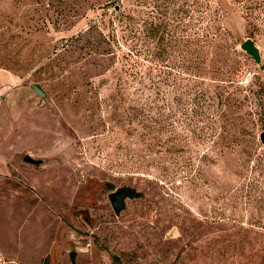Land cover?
<instances>
[{
  "label": "rangeland",
  "instance_id": "obj_1",
  "mask_svg": "<svg viewBox=\"0 0 264 264\" xmlns=\"http://www.w3.org/2000/svg\"><path fill=\"white\" fill-rule=\"evenodd\" d=\"M141 2L121 5L146 9ZM116 4L0 0V66L29 96L14 112L13 130L20 122L22 156L44 161L21 158L0 175V264H264V22L250 26L232 5L224 41L196 48L200 89L211 98L197 127L216 128L203 139L184 124L162 132L144 120L159 113L142 116L144 103L162 106V95L127 77L117 58L64 50L80 35L85 46L92 20L103 13L98 8L107 5L113 16ZM199 14L196 5L187 16L196 32ZM248 39L260 48V65L241 49ZM184 92L176 87L168 95L173 123L186 110ZM122 188L136 196L116 214L109 195Z\"/></svg>",
  "mask_w": 264,
  "mask_h": 264
},
{
  "label": "trees",
  "instance_id": "obj_2",
  "mask_svg": "<svg viewBox=\"0 0 264 264\" xmlns=\"http://www.w3.org/2000/svg\"><path fill=\"white\" fill-rule=\"evenodd\" d=\"M138 1H142L141 4L146 9L138 10V6L136 9L134 5L126 8L121 5V0H115L117 4L112 11L114 15L110 16L106 11L109 8L106 7L107 5L99 7L98 9L103 10V13L92 20L89 27L91 38L86 40L85 46L80 45L84 38L80 35L72 38L64 50L70 53L79 50L88 57L102 55L105 58H117L121 61L122 71L127 77L132 78L139 85L145 84V87L157 89L158 94L162 95L164 104L162 106L156 101V103L151 101L144 103L140 113L142 116L145 111L159 112L155 117H150L147 113L149 116L145 115L144 120L151 118L150 120L159 125L162 132L170 127L171 132H176L177 127L174 125L182 127L184 124V129L196 137L198 135L199 138L205 139L209 131L215 132L216 128L209 124L205 127H197L201 121L198 117L209 116L207 109L211 98L200 89L202 83L198 82V79L202 76L200 72L202 62H198L195 58L196 48L199 47L202 50L207 48V45L211 46L215 42L224 41L228 32L223 21L228 8L232 5H238L242 9L245 14L244 19L250 26L256 19L264 22V16L260 17L257 14L258 11L264 14V0H242L241 2L234 0L233 4L230 0H184L182 5L179 4V0ZM196 5L199 6L200 12L198 21L200 25L202 24L200 32L195 31L194 21L187 18ZM156 18L159 20L158 23ZM107 27L110 28L108 34L103 31ZM155 72L160 77L158 80L155 79ZM34 85L42 88L39 84ZM165 87L170 88L171 91H166ZM176 87L185 90L187 100L179 102L185 103L186 110H181L183 117L180 122L173 123L174 117L167 111L173 112L168 95ZM191 105H194V109L187 110ZM226 132L228 134L229 130L227 129ZM246 134L248 135L249 132ZM219 138L229 142L230 137L220 134ZM235 142L255 146L253 139L236 138ZM250 184L251 189L256 190L260 186L259 179H252ZM252 190L246 194L248 198L252 195Z\"/></svg>",
  "mask_w": 264,
  "mask_h": 264
},
{
  "label": "crops",
  "instance_id": "obj_3",
  "mask_svg": "<svg viewBox=\"0 0 264 264\" xmlns=\"http://www.w3.org/2000/svg\"><path fill=\"white\" fill-rule=\"evenodd\" d=\"M18 84V77L0 68V175L11 174L14 161L23 158L26 163V156L34 158L29 154L22 156L25 148L21 123H18L19 129L13 130L14 112L18 115L29 100L27 88Z\"/></svg>",
  "mask_w": 264,
  "mask_h": 264
},
{
  "label": "water",
  "instance_id": "obj_4",
  "mask_svg": "<svg viewBox=\"0 0 264 264\" xmlns=\"http://www.w3.org/2000/svg\"><path fill=\"white\" fill-rule=\"evenodd\" d=\"M241 49L245 51L248 55H250L257 64L262 63L261 51L260 48L256 45V43L252 39L246 40L242 45ZM32 90H34L39 96L42 98L46 97V93L42 88L37 85H31ZM261 141L264 144V132L261 134ZM24 161L30 165H41L44 161L40 159H34L30 156H26ZM136 196V191L129 188H122L120 190L114 191L109 195V201L111 206L116 214H119L124 206L125 200L129 198H134ZM75 253L71 254L72 262H75Z\"/></svg>",
  "mask_w": 264,
  "mask_h": 264
}]
</instances>
